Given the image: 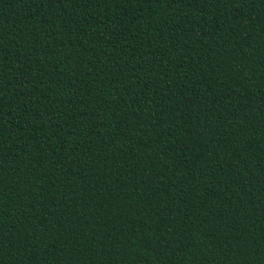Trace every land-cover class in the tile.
Returning a JSON list of instances; mask_svg holds the SVG:
<instances>
[{"label":"trees","instance_id":"1","mask_svg":"<svg viewBox=\"0 0 264 264\" xmlns=\"http://www.w3.org/2000/svg\"><path fill=\"white\" fill-rule=\"evenodd\" d=\"M0 264H264V0H0Z\"/></svg>","mask_w":264,"mask_h":264}]
</instances>
